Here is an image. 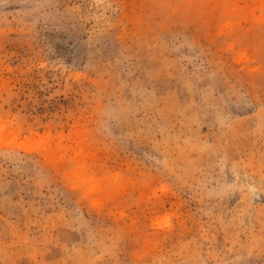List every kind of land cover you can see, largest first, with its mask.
Masks as SVG:
<instances>
[{
	"label": "rangeland",
	"instance_id": "rangeland-1",
	"mask_svg": "<svg viewBox=\"0 0 264 264\" xmlns=\"http://www.w3.org/2000/svg\"><path fill=\"white\" fill-rule=\"evenodd\" d=\"M0 264H264V0H0Z\"/></svg>",
	"mask_w": 264,
	"mask_h": 264
}]
</instances>
